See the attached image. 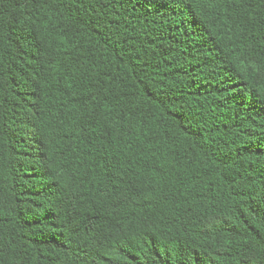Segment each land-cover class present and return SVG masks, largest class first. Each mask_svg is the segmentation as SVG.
<instances>
[{
	"label": "trees",
	"instance_id": "obj_1",
	"mask_svg": "<svg viewBox=\"0 0 264 264\" xmlns=\"http://www.w3.org/2000/svg\"><path fill=\"white\" fill-rule=\"evenodd\" d=\"M0 264H264V0H0Z\"/></svg>",
	"mask_w": 264,
	"mask_h": 264
}]
</instances>
